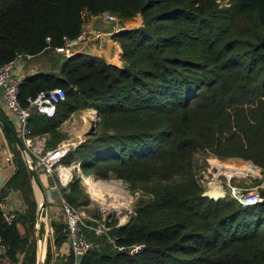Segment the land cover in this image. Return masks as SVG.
I'll return each mask as SVG.
<instances>
[{
  "label": "trees",
  "instance_id": "trees-1",
  "mask_svg": "<svg viewBox=\"0 0 264 264\" xmlns=\"http://www.w3.org/2000/svg\"><path fill=\"white\" fill-rule=\"evenodd\" d=\"M223 1L0 0V65L76 38L86 14L142 16L141 25L111 35L121 46V66L77 52L60 59L58 72L20 81L23 105L40 91L65 89L54 116L29 117L34 135L50 134L49 147L63 139L58 129L72 112L96 109L97 133L63 163L77 157L83 173L114 174L144 194L127 222L104 234L83 226L95 246L76 263L71 249L51 263L49 241L45 264H264V187L262 201L243 206L228 194H203L195 175L198 150L250 160L264 174V0ZM13 151L16 170L7 187L27 204V230L36 202L25 161ZM78 180L64 188L65 198L87 205ZM17 221L7 222L0 208V236L13 260L35 264L34 243ZM51 226L60 247L67 232L54 220Z\"/></svg>",
  "mask_w": 264,
  "mask_h": 264
},
{
  "label": "built area",
  "instance_id": "built-area-1",
  "mask_svg": "<svg viewBox=\"0 0 264 264\" xmlns=\"http://www.w3.org/2000/svg\"><path fill=\"white\" fill-rule=\"evenodd\" d=\"M104 18L108 20H115L117 17L109 12H103L101 14ZM100 36L99 32H87L82 30L78 36L74 39H66L65 43L62 46L55 48L54 52L63 53L65 56L73 54L74 49L81 43L88 42L96 37ZM15 63L16 59L6 62L0 65V89H1V100H2V109L4 110L6 116L14 126L17 135L22 140L25 145L29 156L33 160L37 169H43L47 174H49L53 183L47 188L48 199H52L53 191H59V199L61 201V208L66 222V232H67V241L69 247L74 253L75 263L77 262L78 254H84L87 250L94 248L95 242L87 235L86 231L83 228L82 218L85 217L84 206H75L64 197L60 191V184L58 179H63L65 182L73 180L70 169H73L74 166H80V161L78 158H73L68 167L62 166V158L72 149H74L79 141V139L68 138L62 140L55 147L47 146V142L44 139L35 138V135L32 133V130L29 126V117L33 111L40 113L45 117H52L56 114L58 104L63 101L66 97L65 89L61 86H55L46 91H40L35 96H29L27 98V105H23L18 96L19 84L22 77L15 72ZM95 113V111H94ZM253 168L255 166L253 165ZM61 170V172L57 171ZM255 169L251 174H255ZM81 177H87V175L79 171ZM59 177L58 179L56 177ZM57 179V180H56ZM100 178H97L93 175L85 179V183L88 185L89 193L94 194V190H100L105 192L107 191V185L101 184L98 181ZM113 181V179H111ZM209 186L212 188V184L222 186V182L213 175L208 182ZM230 186V195L234 198L239 204L246 206L256 204L263 200V197L260 193V189L264 187V178L259 184H253L250 181L246 180L242 185L236 183H229ZM97 188V189H96ZM209 189V191L211 190ZM123 192H120V194ZM122 195V194H121ZM140 196V194H139ZM138 196V197H139ZM213 198H218L219 195L213 196ZM95 199V198H94ZM94 201V200H93ZM129 201L132 200L129 198L126 201V206L121 213L117 215H122V220L119 222H125L133 213V207L129 205ZM99 208L96 209L97 214L99 210L103 209L102 205H98ZM129 206V208H128ZM108 211V209H105ZM100 213V212H99ZM104 216L101 222H98L96 226V233L103 232V230L108 229L110 226L107 225V217ZM3 216L7 222L12 221V216L7 215L3 212ZM91 215H86V218H91ZM91 227V226H90ZM138 246H135L133 249H136ZM121 248V247H119ZM0 264H18L13 260L7 252V246L0 236Z\"/></svg>",
  "mask_w": 264,
  "mask_h": 264
},
{
  "label": "rangeland",
  "instance_id": "rangeland-1",
  "mask_svg": "<svg viewBox=\"0 0 264 264\" xmlns=\"http://www.w3.org/2000/svg\"><path fill=\"white\" fill-rule=\"evenodd\" d=\"M220 5H228V0H224ZM99 16L102 17L105 21H108L107 31L110 32L109 36L111 39H112V37H111L112 33H114L115 31H117L118 29H120L122 27L131 28V26L136 27V26H139L142 24V16L139 13L136 14L131 19H124L123 21L120 20L116 15L115 16L117 18L115 20H108V19L104 18L102 15H99ZM99 33L101 36V32H99ZM100 36H98L96 38H99ZM96 38H94V39H96ZM112 40H114V39H112ZM119 45H120V43H119ZM42 55H43L42 56L43 58L41 59V61L43 62V64H46L47 62H49V64H52L53 62H55V64H56L57 62L60 61V59L63 56H65L63 53H56L54 51H50V52L44 53ZM121 59H122V57H121ZM122 62H123V60H122ZM89 110L96 111V109H94V108H83V109H79V110L72 112L68 118V119H70V124L68 127H72V128L75 127L78 131V134L80 132H82V134H83V132H86L89 129L91 120L95 118V113H93L92 115L88 114ZM86 136H88V135H81V137H73V136L72 137H73V139H79V140L81 139L79 141V143H80V142L85 140ZM66 139H68V137ZM15 147L17 148L16 145H15ZM194 158H195L194 168H195L196 179L199 182V184L202 186L203 190L206 191L209 195L216 194V196L219 195L218 197H221V196L228 194L231 197L229 183H231V184L236 183V184L242 185V183L246 180L250 181L251 183H254V181H258V180L261 181L264 178V174L262 173L261 168L259 166H257L256 164H254L250 160H245V159H242L239 157L219 158V157H217V156H215V155H213L210 152L205 151V150H198L195 153ZM213 161H216V163L227 164V166H233V167H244V166H248V165H250V166L254 165L259 170V173L257 175L251 174L249 172H246L244 175H239V173H235L231 176H227L226 174H224L222 172V174L218 173V176H217L215 174V172H217V166H216V163H213ZM37 170L40 171L39 169H37ZM213 175H216L217 178L222 182L221 183L222 186L220 188V186H218V184L215 185L214 190H212L213 192L210 191L211 192V194H210L209 189L211 187L208 185L209 184L208 182L210 181V179ZM98 178H100V177H98ZM111 179H113V181H111ZM30 180H32L31 177H30ZM98 182L101 183L102 185L105 184V185L109 186L110 190H107V191H110V192H105V191L99 190V192H97L96 194L90 193L89 197L84 196V197L79 198L81 201L86 200L85 202H88V207L86 210H84L85 215H83V216H85V217L82 218L83 224H86V225L85 226L83 225V226L88 227V228H92L95 233H96L95 229H96V226L98 225V222L100 223L102 218L104 216H106V214H108L106 217V220L108 221L107 225L119 226V225L127 222L130 219V217L125 222H119V220H122V215H117V214L121 213L122 210L125 208L126 201L128 198H129V200L130 199L132 200V202L129 201V205H131L134 209L137 202H138L137 199L140 196L144 195L142 193V190L130 189L128 187V184L125 181L116 177L114 174H111L108 178H100V180ZM78 184L81 186L80 181ZM81 187L83 188V190H85L83 185ZM35 190L38 191L36 186H35ZM47 191L48 190H45L46 202L48 201ZM58 192L59 191L53 192L54 197L57 196ZM61 192L64 195V197H66L64 194L65 191L63 192L61 190ZM85 192L86 191H84V193ZM120 192H123V193H121L122 195L120 194ZM139 194H140V196H139ZM37 196L39 197V199H38V201H36V208H35V215H34L35 221L37 218L39 202L41 199L40 193ZM46 205H47V203H46ZM98 205H102V207H104V208L101 209V211L99 210L100 213L98 212V214H97L96 209L99 208ZM48 206H46V209H45L46 210L45 211L46 221H45L44 225L41 224V228H42L41 232L46 237L47 244L50 241V243L52 245V238L54 236V229L51 226V222L54 220V221L58 222L60 225H62V230L64 232H66V222H65V218H64V215L62 212L61 201L59 199V195L57 196L56 204H54L53 206L50 205V206H52V208L48 207ZM128 208H129V206H128ZM105 209H108V211H105ZM93 213L96 214L95 217L92 216ZM86 215H91L90 216L91 218H89V219L86 218ZM35 221H34V226L33 227L31 226L29 229H27L25 231L26 234H25V232H24V234L31 239L32 243H34L35 261H36L37 256H38V242L36 240ZM87 221H89V223H87ZM90 226H92V227H90ZM104 232H105V230H103V232L96 233V234H104ZM100 239H101L100 242L103 243L102 239H104V238H101V236L98 237V239H97L98 241H96V242L98 243ZM47 244L45 247V253L47 251ZM24 263H25V261H24Z\"/></svg>",
  "mask_w": 264,
  "mask_h": 264
},
{
  "label": "crops",
  "instance_id": "crops-1",
  "mask_svg": "<svg viewBox=\"0 0 264 264\" xmlns=\"http://www.w3.org/2000/svg\"><path fill=\"white\" fill-rule=\"evenodd\" d=\"M107 24H108V21H105L99 15H87L86 14L84 16L83 30L87 32H91V33L101 32V36L99 38L92 39L88 42L79 44L78 46L73 48L74 49L73 52L74 53L85 52V53L97 54L99 56H102L109 63L115 64L117 66L122 65L121 47L117 41L112 40L110 38L109 36L110 32L107 31V27H108ZM42 56H43L42 54H39L35 57H22V56L17 57L16 63H15V72L19 74L21 77L34 74L39 71L58 72L59 62H57L56 64L55 62H53L52 64H49V62H47L46 64H43V62L41 61V59L43 58ZM0 108L2 109L1 89H0ZM2 111L4 112L3 109ZM69 124H70V119H66L60 125L58 129V131L64 134V137L62 140H64V138L66 139L67 137L68 138H71L72 136L81 137V135H84L85 132H83V134L82 132L78 134V131L75 127L73 128L68 127ZM35 138L44 139V141L47 142L50 138V134L49 133L37 134L35 135ZM62 140L57 142V144L60 143ZM13 147H15L14 142L13 141L11 142L9 140L7 133L5 132V130L0 124V208L5 214L11 215L12 218L16 220L18 219V221L16 222V225L18 227L19 232L21 234H24L28 226L27 222L24 221L25 218L23 217L25 216V213L27 212V209H28L27 204L25 203L19 190L11 189L7 187L8 180L12 177V175L14 174L16 170ZM70 162L65 164L63 163V161H61L60 165L68 167V165H70ZM39 170L40 171H38V173H39L40 181L43 184L45 190H47V188L53 183V179L43 169L39 168ZM80 170H81V166H74L73 169H70V172H71L72 177L76 176L77 178H79L81 186L83 185L85 188V190L83 191H86L85 193H87V196L89 197L90 193L88 190V185L85 183V179L91 175L93 176L95 175L91 173L85 174L81 170V173L84 174L83 176L87 175V177H81V175L79 174ZM57 171L61 172V170L59 169H57ZM56 178L58 179L59 177L57 176ZM58 182L62 184L60 186V191L62 190L64 192L65 191L64 188H66L67 191L69 190L67 186L70 181L65 182L63 179H58ZM31 187L33 191V198L36 202L39 199V197L37 196L39 195V192L35 190V184L33 183L32 180H31ZM105 189L110 190L109 186H107V188ZM97 192H99V190H94V194H96ZM57 196H58V193H57ZM57 196L54 197V193H52V199L50 200L48 199V201L46 202L47 203L46 206L49 205L48 207L52 208V206L56 204ZM83 206L86 210L88 207V204L83 205ZM53 241L54 240L52 238V245H51L52 261L51 263L56 261L59 257L63 256L65 253L70 251V247H69V243L67 239L65 240V242H63V244L60 247H56Z\"/></svg>",
  "mask_w": 264,
  "mask_h": 264
},
{
  "label": "water",
  "instance_id": "water-1",
  "mask_svg": "<svg viewBox=\"0 0 264 264\" xmlns=\"http://www.w3.org/2000/svg\"><path fill=\"white\" fill-rule=\"evenodd\" d=\"M0 124L3 127V129L5 130V132L7 133V135L11 138V140L14 142V144L17 146V148L21 152V154L24 158L25 164L27 166L28 173H29L33 183L37 187V189L40 193V196H41V199L39 202V208H38V212H37V218L35 221L36 240L38 242V240L41 239V237L39 235L40 221H41V218L43 217V215H45V211H46L45 210L46 209L45 188L40 181V177H39L37 167L35 166L33 160L29 156L25 145L23 144L22 140L17 135V132H16L14 126L12 125L10 120L7 118L6 114L1 110V108H0ZM97 130H98V114H97V111H95V118L91 120L89 129L84 133V135H94L97 133ZM203 194L209 195L206 191H204ZM46 244H47V239H46ZM82 255L83 254H78V256H77L78 260L82 257ZM45 262H46L45 249H44V252L43 251L39 252V250H38V256H37V260H36L35 264H45Z\"/></svg>",
  "mask_w": 264,
  "mask_h": 264
},
{
  "label": "bare ground",
  "instance_id": "bare-ground-1",
  "mask_svg": "<svg viewBox=\"0 0 264 264\" xmlns=\"http://www.w3.org/2000/svg\"><path fill=\"white\" fill-rule=\"evenodd\" d=\"M93 113H94V110H89L88 111L89 115H92ZM213 163H216V161H213ZM216 166H217V172H215V174L217 176H218V173L222 174V172L224 174H226L227 176H231V175H233L235 173H239V175H244L246 172H252V170L254 169L253 166H250V165L244 166V167H233V166H227V164L216 163ZM254 172H255L256 175L259 173V170L257 169V167H255ZM216 175H215V177H217ZM214 187H215V185L212 184V188H211L210 191L214 190ZM210 191H209V193L211 194ZM211 195L216 196V194H211ZM45 221H46L45 215H43V217L41 218V221H40V228H39L40 229L39 235L41 237V239L38 240V250H39V252H42V251L44 252V249H45V246H46V237L41 232V230H42L41 224L44 225Z\"/></svg>",
  "mask_w": 264,
  "mask_h": 264
}]
</instances>
